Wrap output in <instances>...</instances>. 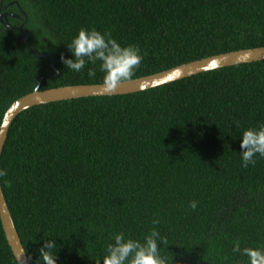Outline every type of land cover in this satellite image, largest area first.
<instances>
[{"label":"trees","instance_id":"obj_1","mask_svg":"<svg viewBox=\"0 0 264 264\" xmlns=\"http://www.w3.org/2000/svg\"><path fill=\"white\" fill-rule=\"evenodd\" d=\"M0 14V127L39 86L102 85L98 64L77 73L61 61L81 28L141 50L129 81L264 48V0H0ZM260 125L264 61L26 110L10 126L0 184L29 262L52 239L57 264H103L115 234L143 241L155 227L170 264H248L233 247L264 248V158L244 168L240 143ZM0 264H18L1 219Z\"/></svg>","mask_w":264,"mask_h":264},{"label":"clouds","instance_id":"obj_2","mask_svg":"<svg viewBox=\"0 0 264 264\" xmlns=\"http://www.w3.org/2000/svg\"><path fill=\"white\" fill-rule=\"evenodd\" d=\"M66 47L73 57L66 58L61 55V61L67 70L80 73L88 64H98L99 72L103 74L102 87L109 94L114 93L123 82L131 80L143 61V55L138 47L122 46L111 38L110 33L105 34L95 28H81ZM88 76L95 78L96 69H89ZM171 79L170 76L169 80ZM240 149L244 168L254 166L257 157L264 158V125L245 130ZM7 175L6 169H0V179ZM189 207L195 210L198 203L191 201ZM157 224L159 221L154 220L153 225ZM112 240L113 242L107 246L103 264H170L168 258L161 254V245H168V240L161 236L155 227L143 241L126 236L124 232L115 234ZM56 246V240L44 241L39 249L40 264H57V256L53 251ZM233 253L247 257L248 264H264V248H241L240 244L236 243ZM96 264H100V261H96Z\"/></svg>","mask_w":264,"mask_h":264},{"label":"water","instance_id":"obj_3","mask_svg":"<svg viewBox=\"0 0 264 264\" xmlns=\"http://www.w3.org/2000/svg\"><path fill=\"white\" fill-rule=\"evenodd\" d=\"M5 15L0 14V21L3 22ZM7 26V25H6ZM9 27V26H7ZM11 28V27H9ZM25 37L23 43L27 46L28 32L23 31V26L16 28ZM48 57V56H46ZM49 58V57H48ZM264 61V48L242 50L238 52L218 55L185 64L171 70L144 77L137 80L123 82L114 93L104 91L102 85L73 86L58 89L41 91L39 86L33 93L26 95L14 102L5 114L0 127V161L8 132L13 121L23 112L33 107L56 102L77 100L88 97H112L136 94L155 89L179 80H183L202 73L233 67L242 64H250ZM216 65V67H213ZM54 68V63H53ZM179 73V75H177ZM172 77L169 80V77ZM44 79H48L45 77ZM0 219L7 241L14 253L18 264H31L23 248L22 241L15 229L11 214L7 207L0 184Z\"/></svg>","mask_w":264,"mask_h":264},{"label":"rangeland","instance_id":"obj_4","mask_svg":"<svg viewBox=\"0 0 264 264\" xmlns=\"http://www.w3.org/2000/svg\"><path fill=\"white\" fill-rule=\"evenodd\" d=\"M1 16H2V14H1Z\"/></svg>","mask_w":264,"mask_h":264}]
</instances>
